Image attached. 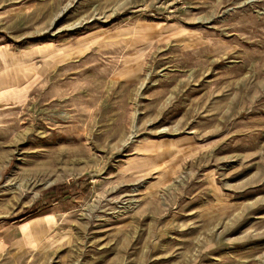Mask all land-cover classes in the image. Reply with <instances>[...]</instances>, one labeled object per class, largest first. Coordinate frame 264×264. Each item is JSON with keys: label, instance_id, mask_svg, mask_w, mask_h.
<instances>
[{"label": "rangeland", "instance_id": "rangeland-1", "mask_svg": "<svg viewBox=\"0 0 264 264\" xmlns=\"http://www.w3.org/2000/svg\"><path fill=\"white\" fill-rule=\"evenodd\" d=\"M0 34V264H264V0H0Z\"/></svg>", "mask_w": 264, "mask_h": 264}, {"label": "crops", "instance_id": "crops-1", "mask_svg": "<svg viewBox=\"0 0 264 264\" xmlns=\"http://www.w3.org/2000/svg\"><path fill=\"white\" fill-rule=\"evenodd\" d=\"M2 38L3 36L0 34V88L4 89L14 81L15 74L10 72L12 65L19 63L20 67H22L21 72L26 73L27 63L30 65L32 61L31 57L25 58L26 52H23L21 49L16 50ZM21 54H23V56ZM29 69L31 68L29 67ZM31 78L32 76L30 75L22 82L27 83L31 81ZM31 230L29 220H22L0 235V245H14L18 241L25 242V236L29 238L28 232Z\"/></svg>", "mask_w": 264, "mask_h": 264}, {"label": "trees", "instance_id": "trees-1", "mask_svg": "<svg viewBox=\"0 0 264 264\" xmlns=\"http://www.w3.org/2000/svg\"><path fill=\"white\" fill-rule=\"evenodd\" d=\"M57 188H58V186H55V187H53L51 190H52V191H55ZM60 190H62V188H60Z\"/></svg>", "mask_w": 264, "mask_h": 264}]
</instances>
